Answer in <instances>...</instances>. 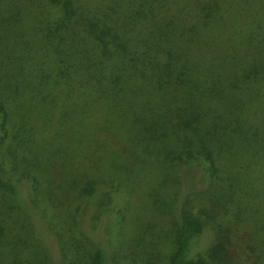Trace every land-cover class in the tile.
<instances>
[{
    "label": "trees",
    "instance_id": "trees-1",
    "mask_svg": "<svg viewBox=\"0 0 264 264\" xmlns=\"http://www.w3.org/2000/svg\"><path fill=\"white\" fill-rule=\"evenodd\" d=\"M8 136L48 170L85 176L79 233L57 237L23 211L21 185L0 169V192L16 200L50 264H63L59 246L72 250L81 235L91 248L84 264H264V0H0L2 157ZM102 152L117 161L103 166ZM86 169L119 175L115 192L133 215L127 260L83 227L110 201ZM151 171L180 184L169 218L158 219L170 244L161 257L156 224L130 211L153 191ZM201 176L207 188L186 186ZM202 190L215 211L185 209ZM207 228L214 240L189 256Z\"/></svg>",
    "mask_w": 264,
    "mask_h": 264
},
{
    "label": "rangeland",
    "instance_id": "rangeland-1",
    "mask_svg": "<svg viewBox=\"0 0 264 264\" xmlns=\"http://www.w3.org/2000/svg\"><path fill=\"white\" fill-rule=\"evenodd\" d=\"M7 148L5 149V157H2L0 152V169L5 177L17 182L21 185V199L29 205V209L24 207L23 211H33L35 217H39L43 222L40 227L48 229L46 234H54L74 236L79 233L74 226L73 220L77 216V208L87 203L84 199L83 192L80 189L85 184H80L79 179L83 180L85 176L73 178L70 174H65L64 169L60 172L59 168L48 170L44 165L43 160L39 161L34 157V152H29L27 149L20 148L17 145L11 143L10 136L4 140ZM112 151V150H109ZM113 152V151H112ZM112 152H102L104 155L101 163L105 167L112 166L116 160ZM68 154V152L64 151ZM99 154V152H98ZM65 155V154H64ZM26 161V162H25ZM199 163L201 168L205 167L203 161H194ZM35 170H34V169ZM111 169V168H110ZM152 172V171H151ZM149 173L148 182L153 187V191L148 194L146 192L144 197L138 202V207L131 209L130 211H137L138 214L144 215L145 220L153 221L156 225L155 231L158 236H163V242L159 247L160 256L163 252H167L170 249L169 236L161 232L158 219L169 218V210L174 205L173 196L179 192L180 184L178 179L175 184L172 182L161 183L160 177L154 172ZM87 174L89 178L95 179L97 183L101 185V189L107 190L110 194V201L106 199V202H100L97 206L101 207L99 210L93 211L91 216H86L88 224L83 226L89 233L94 236L95 240H101L99 234L103 233L102 240L104 245L110 248L111 251H115L113 259L118 261L119 256L123 255L127 245L131 244V238L134 233L131 229V225L126 222L128 217H132V213H128L125 209V205H128V198L122 188L115 192L118 184L119 175L112 173L109 169L103 170L98 173L89 172L87 169L83 172ZM92 173V174H91ZM193 173V171H192ZM36 175V179L32 178ZM193 174H191V177ZM163 177V176H162ZM184 180H187L184 178ZM201 181L196 180V184L191 182L186 184L187 187H196L200 189L202 187L207 188L210 185L209 181L203 176ZM188 182V181H186ZM205 188V189H206ZM159 189V190H158ZM203 189V188H202ZM204 189V190H205ZM199 191L196 194L195 201L191 202L195 195H192V200L185 204V209L191 211H202L212 213L219 205L213 196L209 197L205 192ZM209 197V198H208ZM130 199V198H129ZM141 201L146 203V210L142 208L144 205ZM159 204H163L165 210L163 215H159L154 207L159 210ZM31 209V210H30ZM106 211L100 216V211ZM22 209L14 198L7 197L0 192V261L2 264H50L47 257V252L43 249V244L37 239L35 235V228L28 222L21 221ZM83 211L85 209L83 208ZM38 215H36V214ZM173 216V214H171ZM58 217L62 222L57 223ZM107 219V220H106ZM39 225V224H38ZM40 231V230H39ZM62 232H65L62 234ZM45 234V235H46ZM52 234V235H53ZM42 235V233H41ZM47 237V235H46ZM214 232L207 228L205 231L194 240L188 249L189 256H195L201 253L207 245L214 240ZM117 239V240H116ZM78 244L71 245V249H64V246L60 249L61 261L63 264H84L89 251V243L82 235L78 236ZM52 244L49 243V246ZM51 249V248H50ZM73 255L71 254V252ZM57 257L58 252L56 251ZM126 259V258H125ZM127 260V259H126Z\"/></svg>",
    "mask_w": 264,
    "mask_h": 264
}]
</instances>
